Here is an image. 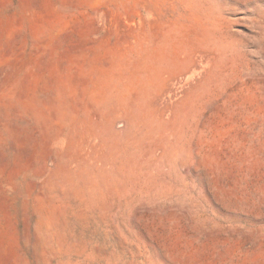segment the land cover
Here are the masks:
<instances>
[{
	"label": "rangeland",
	"instance_id": "1",
	"mask_svg": "<svg viewBox=\"0 0 264 264\" xmlns=\"http://www.w3.org/2000/svg\"><path fill=\"white\" fill-rule=\"evenodd\" d=\"M216 13L247 76L199 100L170 168L86 189L89 82L123 89ZM0 264H264V0H0Z\"/></svg>",
	"mask_w": 264,
	"mask_h": 264
},
{
	"label": "bare ground",
	"instance_id": "2",
	"mask_svg": "<svg viewBox=\"0 0 264 264\" xmlns=\"http://www.w3.org/2000/svg\"><path fill=\"white\" fill-rule=\"evenodd\" d=\"M216 14L201 26L190 23L189 36L165 62L159 63V53L150 59L137 57L134 78L123 89L112 93L96 78L89 82V114L72 143V153L67 154L86 189L136 188L141 185L137 179H150L159 169L170 168L186 151L183 140L199 100L215 91L224 93L233 76H247L248 66L237 64L239 57L227 41L230 38L219 34L226 25ZM69 169L62 178L74 185Z\"/></svg>",
	"mask_w": 264,
	"mask_h": 264
}]
</instances>
